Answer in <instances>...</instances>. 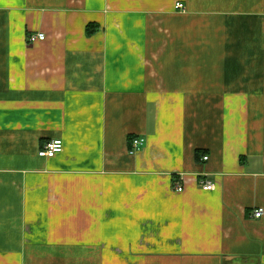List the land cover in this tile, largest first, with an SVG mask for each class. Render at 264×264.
I'll return each instance as SVG.
<instances>
[{
	"label": "crops",
	"instance_id": "crops-1",
	"mask_svg": "<svg viewBox=\"0 0 264 264\" xmlns=\"http://www.w3.org/2000/svg\"><path fill=\"white\" fill-rule=\"evenodd\" d=\"M258 209L264 0H0V264H264Z\"/></svg>",
	"mask_w": 264,
	"mask_h": 264
},
{
	"label": "built area",
	"instance_id": "built-area-1",
	"mask_svg": "<svg viewBox=\"0 0 264 264\" xmlns=\"http://www.w3.org/2000/svg\"><path fill=\"white\" fill-rule=\"evenodd\" d=\"M177 9L184 10V6L181 4L177 5ZM46 35L39 34H31L27 37V41L30 44H35L37 42L45 41ZM145 144V139H136L133 141V150L131 151L134 154L137 150H139ZM64 151V142L61 139H56L48 143L44 146V148L39 152V156L45 159H51L57 156L58 154L63 153ZM207 160V158L205 159ZM200 185L204 191H211L215 189V185L208 180H201ZM176 190L178 192H183V186L180 182L176 183ZM264 216V209H258L254 212V218L260 219Z\"/></svg>",
	"mask_w": 264,
	"mask_h": 264
}]
</instances>
